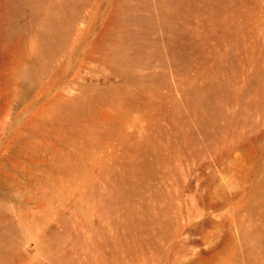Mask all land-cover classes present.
<instances>
[{"label": "rangeland", "instance_id": "374dc122", "mask_svg": "<svg viewBox=\"0 0 264 264\" xmlns=\"http://www.w3.org/2000/svg\"><path fill=\"white\" fill-rule=\"evenodd\" d=\"M0 264H264V0H0Z\"/></svg>", "mask_w": 264, "mask_h": 264}]
</instances>
